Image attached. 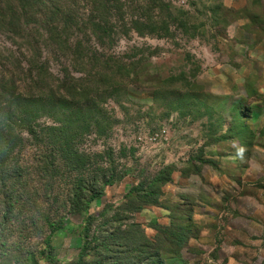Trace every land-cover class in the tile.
I'll return each mask as SVG.
<instances>
[{"label":"rangeland","instance_id":"obj_1","mask_svg":"<svg viewBox=\"0 0 264 264\" xmlns=\"http://www.w3.org/2000/svg\"><path fill=\"white\" fill-rule=\"evenodd\" d=\"M123 3L100 49L88 26L47 39L0 16V138L22 165L0 166V264H50L47 217L66 220L56 264H76L88 214L72 198L95 188L87 264L114 232L126 264H264V0ZM21 98L36 137L18 121ZM55 126L86 166H40ZM163 171L154 203L127 198Z\"/></svg>","mask_w":264,"mask_h":264},{"label":"trees","instance_id":"obj_2","mask_svg":"<svg viewBox=\"0 0 264 264\" xmlns=\"http://www.w3.org/2000/svg\"><path fill=\"white\" fill-rule=\"evenodd\" d=\"M124 1L140 2L141 0H0V16L5 18V28L10 32L19 33L21 31H27L30 34H32V32H37L42 37L46 36L47 39L50 37L56 39L64 35H77L79 37L81 35L80 31H83L84 27L88 26V31L84 34L94 36L98 48L100 49L101 40L105 38V34H108L107 26L109 23V16H112L115 10L117 11L124 6ZM79 4L83 5L82 9H84V12H82V14L79 9ZM141 21V19L135 20V26L138 31L142 32L139 28V24L143 25ZM32 41L36 42L33 39ZM78 42L79 46H82L84 41L81 39ZM91 51L94 52V56L99 53L97 49H92ZM93 55L90 57H93ZM33 63L35 66L38 65V62ZM42 64L44 65V62H41V65ZM27 71L30 75L33 74L32 68L27 69ZM40 79H42V77H39V80ZM20 97H24V95H20ZM23 101L26 105L23 110H20L18 121L28 133L36 137L37 129L33 124V116L30 117L33 110L30 111L28 109L30 106L28 98ZM53 130L61 132V135L52 141L54 143L53 147H49L47 148L48 150L41 153L40 166H57L59 165V160L66 166H86L85 161H83L79 151L75 147V143L72 142L67 133L60 131H64L65 128H58L55 126ZM0 132H2L1 129ZM14 153L15 146L11 142H8L6 137L1 136L0 166H22L20 162L13 157ZM127 175L128 172L118 176L113 174L103 182V186L112 185L116 179L122 180ZM169 177L166 171H163L153 180L149 187L137 186L132 188L127 198L133 201L140 198L148 203H154V197H156V190H154V187L161 182H167ZM6 179L7 178H3L2 182ZM83 196L84 194L82 192H77L75 197L72 198L75 211L87 212L88 214L86 224L82 230L83 243L79 248L76 264H87V257L90 249V241H88L90 235L89 231L95 220L92 216L94 212L92 204L96 199L104 197L105 191L103 188H95L88 199L83 201ZM8 201L10 202L12 199L9 198ZM106 212L105 210L101 212V214H106ZM47 222L51 228V233L46 238L42 259L49 261L50 264H56L57 258L52 251L53 246L51 244L52 234L62 226L66 220L61 218L59 221H53L47 217ZM121 236L122 235L116 234V232L111 235H101V260L99 259L94 264H126L122 262L123 257H121V253H124V251L129 252V247L128 245L123 247L125 243L121 241ZM111 238L112 240H110ZM153 264L164 263L161 260Z\"/></svg>","mask_w":264,"mask_h":264}]
</instances>
